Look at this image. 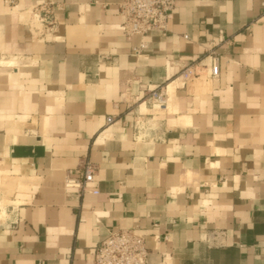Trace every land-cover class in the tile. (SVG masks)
<instances>
[{
  "label": "crops",
  "instance_id": "1",
  "mask_svg": "<svg viewBox=\"0 0 264 264\" xmlns=\"http://www.w3.org/2000/svg\"><path fill=\"white\" fill-rule=\"evenodd\" d=\"M51 1L56 27L32 33ZM119 1L0 0V264H94L122 228L148 264H264V0H175L144 36ZM211 47L218 75L182 82ZM86 161L89 189L65 187Z\"/></svg>",
  "mask_w": 264,
  "mask_h": 264
},
{
  "label": "built area",
  "instance_id": "2",
  "mask_svg": "<svg viewBox=\"0 0 264 264\" xmlns=\"http://www.w3.org/2000/svg\"><path fill=\"white\" fill-rule=\"evenodd\" d=\"M6 4L13 5L15 0H4ZM264 9V3H263ZM175 0H120L117 4L118 13L122 16L121 28L125 35H147L151 31L165 33L168 20L173 16ZM61 9L56 2L34 4L26 10L25 21L30 31L38 35H46L57 25L56 12ZM145 47L141 41L132 48L138 54ZM207 64L203 58L183 65L179 70L182 82L203 77H216L219 72V54L211 47L206 56ZM153 108H164L166 92L164 85L149 88L143 97ZM114 121L112 116L106 117V123ZM137 129H141L143 122L136 121ZM139 124V125H138ZM94 165L90 161L84 162L75 170L76 175L67 173L64 176L65 187H74L78 190L89 189L93 180ZM97 193L96 189L91 190ZM148 250L145 246L144 236L132 228L109 230L107 236L94 249V264H148Z\"/></svg>",
  "mask_w": 264,
  "mask_h": 264
},
{
  "label": "rangeland",
  "instance_id": "3",
  "mask_svg": "<svg viewBox=\"0 0 264 264\" xmlns=\"http://www.w3.org/2000/svg\"><path fill=\"white\" fill-rule=\"evenodd\" d=\"M64 185V184H63Z\"/></svg>",
  "mask_w": 264,
  "mask_h": 264
}]
</instances>
